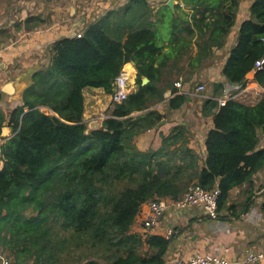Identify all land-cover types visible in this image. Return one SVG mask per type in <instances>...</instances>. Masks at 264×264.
Listing matches in <instances>:
<instances>
[{
    "label": "trees",
    "instance_id": "16d2710c",
    "mask_svg": "<svg viewBox=\"0 0 264 264\" xmlns=\"http://www.w3.org/2000/svg\"><path fill=\"white\" fill-rule=\"evenodd\" d=\"M181 1L193 14L189 19L165 5L171 19L167 38H162L164 29L157 34L156 26L165 12L153 20L145 0H132L135 10L129 12L128 5L108 12L81 37L55 41L49 64L32 74L22 105L9 117L12 136L0 143V242L10 264H164L170 238L131 231L145 202L176 201L191 184L218 187L219 213L230 209V191L251 183L264 167V148H258L264 95L254 105L205 101L202 114L212 116L213 127L206 135L201 168L189 148L172 151L179 152L174 159H160L169 155L164 146L175 143L179 129L163 138L156 152H139L133 143L162 119L149 108L163 100L157 87L163 66L188 48L194 33L195 61L206 58L212 47H223L241 0ZM166 41L168 52L163 51ZM261 59L264 0H253L221 76L244 88L247 74ZM127 63L135 66L136 90L123 102L111 103L101 127L88 129L83 89L112 94ZM142 77L149 82L142 85ZM254 80L264 88V63L254 71ZM215 89L223 95L221 84ZM185 98L169 99V109H179ZM3 122L0 114V134ZM81 149L82 157L72 159Z\"/></svg>",
    "mask_w": 264,
    "mask_h": 264
},
{
    "label": "crops",
    "instance_id": "0c3cea01",
    "mask_svg": "<svg viewBox=\"0 0 264 264\" xmlns=\"http://www.w3.org/2000/svg\"><path fill=\"white\" fill-rule=\"evenodd\" d=\"M145 1L154 20L168 0ZM174 1L171 11L185 13L190 19L193 10L181 0ZM252 2H239L235 24L223 47H212L206 58L195 61L198 49L195 42L197 34L194 33L188 48L163 66L161 81L157 83L163 100L149 108L161 114L162 119L152 129L134 137L133 143L139 152L158 151L162 147V139L176 128L179 134L175 143L164 146L166 152L170 151L169 155H163L160 159L167 160L169 156L174 159L182 149L189 148L198 156L201 168L206 158V135L213 127L212 116L202 114L205 101L217 100L229 92L235 95L236 100L254 105L263 96L260 93L262 87L254 80V71L247 74L244 88L229 85L221 76L229 51L236 44L239 26L249 18ZM132 4V0H0V114L4 117L0 143L12 136L8 124L11 111L22 105V94L30 85L32 74L49 64L54 42L83 32L108 12L121 10L128 5L131 12L135 10ZM176 5L181 10L175 9ZM163 46V51L168 52L170 47L167 41ZM127 66H131L133 73L128 71ZM121 73L129 77L131 92L135 91L134 64H125ZM176 82L181 84L180 87L175 86ZM195 82L204 83L205 92L197 91ZM219 84L224 88L222 96L220 89H215V85ZM177 95H184L185 103L179 109L171 110L168 101ZM83 96V121L88 129H98L111 108L110 94L100 88L87 87L83 89ZM41 110L46 114L51 113L47 108ZM259 138L258 148H264L263 131L259 132ZM175 149H179L176 154L172 153ZM227 206L230 209L224 208L215 220L206 215L202 205L162 213L157 225L147 234L170 238L164 264L188 259L195 253L218 254L233 264H246L248 252L264 251V167L253 175L251 183L230 191ZM140 223V219L136 218L135 232L141 233ZM168 231H171L169 237Z\"/></svg>",
    "mask_w": 264,
    "mask_h": 264
},
{
    "label": "built area",
    "instance_id": "2783aa9c",
    "mask_svg": "<svg viewBox=\"0 0 264 264\" xmlns=\"http://www.w3.org/2000/svg\"><path fill=\"white\" fill-rule=\"evenodd\" d=\"M82 32L76 33V37H81ZM264 63V59H261L255 63L253 71L261 68ZM180 83L176 82L175 86L180 87ZM205 87L203 85L197 86V91L203 92ZM131 93V85L128 77L120 73L116 77L114 82V89L110 94L111 103H121ZM260 93L264 95V88H261ZM235 95L226 92L224 96L218 100L219 105L223 106L228 100L235 99ZM220 194L218 187L212 190H205L197 184H191L188 186L184 194L176 201L170 199H156L145 202L137 214L140 219V227L143 232L148 233L149 230L154 228L162 213L171 210H185L190 205H202L206 215L215 220L218 218L217 202ZM145 208V210H143ZM171 231L167 232L169 237ZM264 262V251H250L245 258L246 264L262 263ZM0 264H10V258L7 256V252L4 250L0 242ZM167 264H233L227 259L222 258L218 254L211 253H195L188 259H177Z\"/></svg>",
    "mask_w": 264,
    "mask_h": 264
},
{
    "label": "rangeland",
    "instance_id": "374dc122",
    "mask_svg": "<svg viewBox=\"0 0 264 264\" xmlns=\"http://www.w3.org/2000/svg\"><path fill=\"white\" fill-rule=\"evenodd\" d=\"M163 11H166V13H164V14H166L165 15V17H163V20L162 21H159L158 22V24H156V26H157V34L159 33V32H161V30L162 29H164L163 30V35H162V38H167L168 37V34H169V28H171V24H170V22H171V19H169V13H168V11L165 9V8H162V12ZM157 14V13H156ZM155 14V15H156ZM157 21V19L155 18V22ZM159 36V35H158ZM199 85H204V83H202V82H195L194 83V86H195V88L197 87V86H199ZM205 92V91H204ZM84 149H81L79 152H77V153H75V155L72 157V159H76V160H79L81 157H82V155H83V151ZM123 187V184H120V185H118V188L119 189H121ZM134 227H135V223H134V225L132 226V228H131V231L132 232H135V229H134ZM138 228V227H137ZM139 228H140V226H139ZM139 231H141V233L143 234V236H146V232H143V230H139ZM135 233H137V232H135ZM145 249L146 248H144V250L142 249V251H141V253H145L144 251H145ZM93 253V250L91 251V254ZM95 258V257H94ZM98 259H100V258H95V260H98ZM100 261H102V262H105L103 259H100Z\"/></svg>",
    "mask_w": 264,
    "mask_h": 264
},
{
    "label": "water",
    "instance_id": "95a60500",
    "mask_svg": "<svg viewBox=\"0 0 264 264\" xmlns=\"http://www.w3.org/2000/svg\"><path fill=\"white\" fill-rule=\"evenodd\" d=\"M174 4H175V1L174 0H168L167 2H166V5L170 8V10H172L173 11V9H174ZM149 82V80L146 78V77H142V80H141V83H142V85H145V84H147Z\"/></svg>",
    "mask_w": 264,
    "mask_h": 264
},
{
    "label": "bare ground",
    "instance_id": "6f19581e",
    "mask_svg": "<svg viewBox=\"0 0 264 264\" xmlns=\"http://www.w3.org/2000/svg\"><path fill=\"white\" fill-rule=\"evenodd\" d=\"M127 69H128V71L131 73L132 72V68H131V66H127L126 67ZM133 73V72H132ZM129 78V77H128Z\"/></svg>",
    "mask_w": 264,
    "mask_h": 264
}]
</instances>
